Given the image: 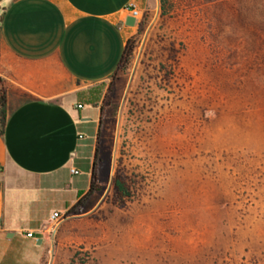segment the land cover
<instances>
[{
	"label": "rangeland",
	"instance_id": "374dc122",
	"mask_svg": "<svg viewBox=\"0 0 264 264\" xmlns=\"http://www.w3.org/2000/svg\"><path fill=\"white\" fill-rule=\"evenodd\" d=\"M134 3L53 264H264V0Z\"/></svg>",
	"mask_w": 264,
	"mask_h": 264
},
{
	"label": "crops",
	"instance_id": "0c3cea01",
	"mask_svg": "<svg viewBox=\"0 0 264 264\" xmlns=\"http://www.w3.org/2000/svg\"><path fill=\"white\" fill-rule=\"evenodd\" d=\"M135 1L0 0V264H53L44 228L89 189L96 104L134 31L125 7Z\"/></svg>",
	"mask_w": 264,
	"mask_h": 264
},
{
	"label": "trees",
	"instance_id": "16d2710c",
	"mask_svg": "<svg viewBox=\"0 0 264 264\" xmlns=\"http://www.w3.org/2000/svg\"><path fill=\"white\" fill-rule=\"evenodd\" d=\"M137 1V0H136ZM162 2V0H160V3ZM127 42V41H126ZM127 44V43H126ZM125 44L124 47V52L122 54V57L120 59V63L122 62V60L124 59V55L126 53V49H127V45ZM5 106H6V98H5V91L3 89V86L0 82V136L3 133V127H4V123H5V116H6V110H5ZM97 157H98V150L97 148L94 149V155H93V161H92V170H91V179H90V186L88 191L67 211V214L73 213L76 209V207L78 206V204L80 203V201L84 198H86L87 196H89L91 193L94 192L95 190V179H96V174H95V166H96V162H97ZM113 191L115 196L123 201L124 199L129 197V192L128 189L126 187V183L125 181L120 177V176H116L114 178L113 181Z\"/></svg>",
	"mask_w": 264,
	"mask_h": 264
},
{
	"label": "built area",
	"instance_id": "2783aa9c",
	"mask_svg": "<svg viewBox=\"0 0 264 264\" xmlns=\"http://www.w3.org/2000/svg\"><path fill=\"white\" fill-rule=\"evenodd\" d=\"M125 10L128 12V16L130 17H133L134 20H135V24L138 22V19H139V11L137 9V5L132 2L130 3L129 5H127L125 7ZM81 105H77V108H80ZM71 173L72 174H77L78 171L75 170V169H71ZM64 217V214L63 215H59L58 213L54 212L51 217H50V220H51V223L49 225H47L44 230L49 233V235H51V237H53L54 233H55V230H56V226L58 224V221L63 219ZM26 237H29V238H33V234L30 233V232H27L25 234Z\"/></svg>",
	"mask_w": 264,
	"mask_h": 264
},
{
	"label": "water",
	"instance_id": "95a60500",
	"mask_svg": "<svg viewBox=\"0 0 264 264\" xmlns=\"http://www.w3.org/2000/svg\"><path fill=\"white\" fill-rule=\"evenodd\" d=\"M125 24H126L127 26H134V25H135V20H134V18H133V17H130V16L126 17V19H125Z\"/></svg>",
	"mask_w": 264,
	"mask_h": 264
}]
</instances>
